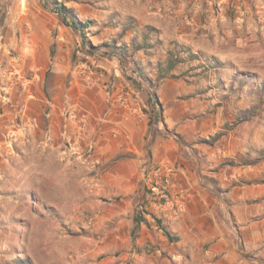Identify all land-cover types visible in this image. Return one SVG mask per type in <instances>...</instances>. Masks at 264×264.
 <instances>
[{"label": "rangeland", "instance_id": "1", "mask_svg": "<svg viewBox=\"0 0 264 264\" xmlns=\"http://www.w3.org/2000/svg\"><path fill=\"white\" fill-rule=\"evenodd\" d=\"M43 1L0 0V95L27 86L15 44L60 26L70 71L47 88L73 97L63 113L90 144L0 148V264H264V0H72L84 41L107 45L94 55ZM77 90L97 98L70 107ZM123 113L146 127L142 146ZM160 205L176 242L152 220Z\"/></svg>", "mask_w": 264, "mask_h": 264}, {"label": "crops", "instance_id": "2", "mask_svg": "<svg viewBox=\"0 0 264 264\" xmlns=\"http://www.w3.org/2000/svg\"><path fill=\"white\" fill-rule=\"evenodd\" d=\"M122 1L124 3L125 1L137 2L138 0ZM65 3L76 13L77 5L75 1L69 0ZM76 16L78 17V14ZM39 30L35 35L32 33L27 35V41L15 44V48L19 53L17 54V61L13 62V65L17 67L18 74L23 78L27 86L21 91L8 89L0 95V148L2 146L8 148L12 146L16 152L17 149L25 150L29 149V147H35L41 153L51 157H58L60 154L68 157L74 149L69 151L65 141L72 140L70 146L74 148L77 146L81 148V146L89 145L90 143L84 139V143L79 144L80 137H86V132H83L80 126L71 124L70 119L65 118L63 101L66 95L60 93L61 98H59L60 96L56 97L60 102L54 100L53 91L48 90L46 83L48 82L47 80L50 82L54 81L49 84L50 88H58L59 84H57V81L62 79L61 77L65 78L68 75L70 71L68 54L73 48V44L64 36H53L56 31L61 30L60 26L56 28L43 25ZM32 37L34 41H30L29 38ZM53 48L57 49L58 54L53 55L51 53ZM62 54H64L63 59ZM51 67L53 70L49 73V68ZM74 94H77V103L74 105L72 103L68 104V106L73 108H76V105L81 107L84 104L83 100L88 99L91 101L90 98H97L95 91L82 92L77 90ZM66 97L67 100L73 98L70 96ZM84 111L86 114V110ZM129 114L123 113L121 117L124 122L128 120L127 125L121 127L122 132L125 138L134 139L136 143L139 141L142 146L141 141L146 136L147 129L135 124V119L131 120ZM137 120L140 121L139 118ZM117 122L120 124L122 120ZM128 148H131V146L129 145ZM137 164L138 166L136 167L138 169L132 171V173L137 174L141 178V170L139 169L141 163ZM164 174L161 173V176H159L155 173L156 183H158L157 180L163 179ZM169 208L168 205H160L157 210L169 222L171 228L176 231V227H173L176 218L174 220L170 219ZM178 214L179 212L176 213L177 218L179 217Z\"/></svg>", "mask_w": 264, "mask_h": 264}, {"label": "trees", "instance_id": "3", "mask_svg": "<svg viewBox=\"0 0 264 264\" xmlns=\"http://www.w3.org/2000/svg\"><path fill=\"white\" fill-rule=\"evenodd\" d=\"M46 0L43 1L45 7H47L49 10H51L52 12L58 14L61 16L62 18V24L66 27H69L77 32H79V35L81 36V48L84 49L85 53H87L88 55H94L95 53H97L99 50H103L105 47H107L106 44H102V45H98V46H92L88 43H86L84 41V34H83V28L88 27V23L86 26V23H80L78 20V17L76 16L75 11L72 8H68L65 7L63 3H58L56 0H50V2L52 3V6L49 7L46 2ZM132 25V21L129 22V25ZM130 25V26H131ZM115 44V42H114ZM109 49H105V51H103V54L108 55L110 54ZM185 53V54H189L187 50L185 49H181L178 53ZM120 59V57H118ZM156 69H157V76L159 78H165L166 75H169L170 72L173 70L174 66H175V61H171V60H167V62H162V61H158L156 62ZM134 73L137 75V77H141V72L138 68H134ZM129 81L132 83V79H129ZM134 85V84H133ZM135 85H137L139 88L141 87V85L139 83H135ZM146 104L148 107L151 108H155L157 107L159 115L161 112V105L158 103V100L156 99V97L154 96V94H150L147 99H146ZM160 117V116H159ZM152 220L154 221V223L156 224V227L162 232V234L171 242H176L178 241V237L177 235L172 231L171 226L169 224V222L163 218L161 215L160 216H152ZM136 225L141 223V221L139 219H137L135 221Z\"/></svg>", "mask_w": 264, "mask_h": 264}]
</instances>
